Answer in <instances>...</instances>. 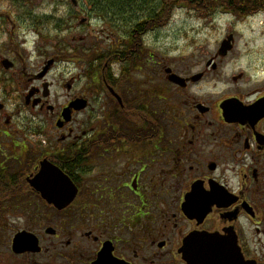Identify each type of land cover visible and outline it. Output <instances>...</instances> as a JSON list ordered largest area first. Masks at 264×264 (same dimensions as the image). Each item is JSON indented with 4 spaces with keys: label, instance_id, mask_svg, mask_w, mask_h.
I'll return each instance as SVG.
<instances>
[{
    "label": "flooded vegetation",
    "instance_id": "af4514ba",
    "mask_svg": "<svg viewBox=\"0 0 264 264\" xmlns=\"http://www.w3.org/2000/svg\"><path fill=\"white\" fill-rule=\"evenodd\" d=\"M34 1L0 0V77L21 80L11 92H20L37 116L30 123L47 138L27 165L0 98V264H188L186 241L201 234L212 240L210 256L221 257L208 264H264V0H194L201 18L229 16L242 29L229 26L212 46L194 42L187 65L160 49L162 0L136 22L129 15L134 0H86L123 35L107 28L111 43L97 44L89 56L79 33L49 35L51 50L27 51L39 25L72 29L63 18L51 25L54 14L37 16ZM33 54L35 68L26 64ZM83 59L90 62L88 92L66 67L57 81L65 93L53 94L55 68ZM171 74L183 83L170 81ZM92 95L96 122L79 124ZM77 100L87 106L76 110ZM44 159L78 188L66 208L29 184ZM8 174L25 183L6 192ZM25 193L37 201L16 199ZM184 208L207 211L190 217ZM20 235L26 247L16 241Z\"/></svg>",
    "mask_w": 264,
    "mask_h": 264
},
{
    "label": "rangeland",
    "instance_id": "374dc122",
    "mask_svg": "<svg viewBox=\"0 0 264 264\" xmlns=\"http://www.w3.org/2000/svg\"><path fill=\"white\" fill-rule=\"evenodd\" d=\"M84 5L88 6L83 8H74L70 2H66L65 0L62 2L60 0H36L32 3V7L37 13L39 17L48 15L51 16L54 14L55 20L51 25H55L59 19H64L66 24H69L72 29L70 31L60 32H49L50 24L48 25H39L40 37L37 36L36 33H33L36 39H32V46L27 51H32L35 48H39L42 51H48L52 49L53 42L51 39L47 38V36H51L54 38H63L71 35H86V46L84 49L86 50L87 56L92 55L93 52L96 51L97 44H103L104 47L107 48L111 43V39H109V33L107 28L112 27V29L116 32L119 38L123 37L120 31L113 28V23L109 20L110 16L102 18L98 16L97 10L92 11L94 9H90L91 4L89 1L83 0L81 1ZM159 0H134V5L129 10L133 12L129 13V15H133L136 22L138 18H141L148 14V11H157L159 9ZM162 4V3H161ZM196 7L190 6L184 2L178 4L175 3L171 9V15L166 22L165 27L163 28V32H161L160 39V49L168 56L170 59H177L182 64L187 65L192 62L190 59L191 56V45L194 42H208V44H216L222 40L225 36L226 30L229 26H236L238 29H242V26L239 24L236 25L235 20L229 16H220L215 18L218 15H214V21L210 23L209 18L203 19L199 16L198 11L195 9ZM201 9V8H200ZM73 14H77L76 17L72 16ZM82 17H87L88 22L85 27L80 24V20ZM104 19V20H103ZM111 22V24H110ZM237 29V31H238ZM44 34L42 38L41 35ZM241 34H239L240 36ZM106 42H103V39ZM115 37V35H114ZM41 39L43 41H41ZM22 49H24L22 47ZM1 53V51H0ZM29 53V52H27ZM6 54V53H5ZM36 56H33L26 60V64L28 67L32 66L35 68L36 64ZM169 60L168 62L170 63ZM89 60H82L79 63H71V64H61L55 68V76H51V80L54 79L55 85L53 88V94H64L65 90L61 85L57 83L58 79L61 77L62 72L66 70V67L69 68L71 76H77V86L81 88L83 91L89 83L88 78V68H89ZM1 69V68H0ZM121 66L119 64H115L113 66V72L120 73ZM6 79L0 77V98L6 103V111L4 116L10 115L11 122L13 124L12 129L14 131L18 130L19 135L16 137L22 146L18 147L17 150L24 146L25 155L29 160L27 165H32L33 160L35 159L36 154L40 152L42 153V146H46L47 138L44 135L39 134L38 131H35L36 128L34 123H30V120L35 121L37 116L33 115L31 110L25 109L21 100H19L20 92L13 93L11 92V86H21V80L13 78V81H10L11 75L8 73V77L5 76ZM5 82V83H3ZM3 83V84H2ZM87 88V87H86ZM88 92V88H87ZM98 116V104L95 99V96L92 95L90 107L87 111L77 117V123H84L85 125L93 124L96 122ZM9 144V140H8ZM9 146V145H8ZM37 147V149H35ZM40 147V148H39ZM21 150V149H20ZM32 156L31 160L30 157ZM21 160H25V157H22ZM28 194H21L16 199L20 201H37L35 196H27Z\"/></svg>",
    "mask_w": 264,
    "mask_h": 264
},
{
    "label": "water",
    "instance_id": "95a60500",
    "mask_svg": "<svg viewBox=\"0 0 264 264\" xmlns=\"http://www.w3.org/2000/svg\"><path fill=\"white\" fill-rule=\"evenodd\" d=\"M8 62L7 60L4 61L6 67L10 66ZM169 80L177 84L183 83V79L177 74H171ZM72 105L76 110H81L87 106V103L85 100H77ZM67 120L70 119L67 118ZM28 180L31 187L38 192L45 201L54 204L58 209L66 208L75 200L78 194V188L71 178L65 174L62 169L47 159L41 161L39 172L33 177L28 178ZM184 210L190 217H193L197 212L200 215L205 214L207 211L205 209L194 210L190 208H184ZM27 240V236L20 235L16 241L26 247ZM211 241V238L204 234L190 236L186 241L189 253L185 256V259L188 264H208L210 258H215V261L220 259L221 257L218 256L217 253L210 256L208 244ZM30 243H32V240H30ZM18 250L24 251L26 249H17V251Z\"/></svg>",
    "mask_w": 264,
    "mask_h": 264
},
{
    "label": "trees",
    "instance_id": "16d2710c",
    "mask_svg": "<svg viewBox=\"0 0 264 264\" xmlns=\"http://www.w3.org/2000/svg\"><path fill=\"white\" fill-rule=\"evenodd\" d=\"M161 2H162V4L160 5L161 11H159L161 14L158 13V15L164 18L165 23L167 22V20L169 19L171 15V9H172L173 4L175 3L180 4L184 2L194 7L196 5V2L194 0H162ZM21 182L25 183V179L23 178V175H22V178L18 176H14V175L10 176L9 174L5 175L4 184H3L5 186L4 190L6 192H10V190H14L18 186V184L20 185Z\"/></svg>",
    "mask_w": 264,
    "mask_h": 264
}]
</instances>
